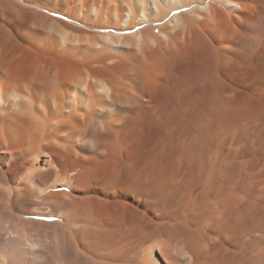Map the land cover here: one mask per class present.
Listing matches in <instances>:
<instances>
[{
	"label": "bare ground",
	"instance_id": "1",
	"mask_svg": "<svg viewBox=\"0 0 264 264\" xmlns=\"http://www.w3.org/2000/svg\"><path fill=\"white\" fill-rule=\"evenodd\" d=\"M0 264H264V0H0Z\"/></svg>",
	"mask_w": 264,
	"mask_h": 264
}]
</instances>
